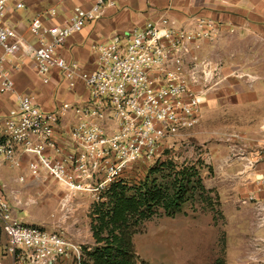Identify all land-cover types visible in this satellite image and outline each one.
<instances>
[{
	"label": "built area",
	"instance_id": "1",
	"mask_svg": "<svg viewBox=\"0 0 264 264\" xmlns=\"http://www.w3.org/2000/svg\"><path fill=\"white\" fill-rule=\"evenodd\" d=\"M118 1L93 0L88 7L76 4L62 22H51L58 14L55 8L37 12L26 34L8 22L25 2L0 0V95L10 94L14 101L0 116V163L20 167L26 157L32 177L44 172L64 189L92 190L97 187L88 184L91 179L104 175L98 183L101 187L126 164L153 159L161 142L197 123L213 70L197 50L199 41L217 29L212 18L193 16L190 28L164 13L147 18L128 31L93 43L92 68L58 52L68 36ZM27 58L44 83L52 71L70 90L81 81L86 90L83 102L61 101L47 110L34 93L17 92L13 73ZM69 110L76 119L69 128L70 147L63 150L56 133ZM0 223L7 236L5 250L13 256L36 264L58 257L80 259V246L61 233L18 220L2 187Z\"/></svg>",
	"mask_w": 264,
	"mask_h": 264
},
{
	"label": "rangeland",
	"instance_id": "2",
	"mask_svg": "<svg viewBox=\"0 0 264 264\" xmlns=\"http://www.w3.org/2000/svg\"><path fill=\"white\" fill-rule=\"evenodd\" d=\"M22 12L17 10L18 14ZM193 16L198 15H186L180 23L192 27ZM24 18L26 15L21 20ZM210 18L218 24L217 29L209 38L199 41L197 55L209 59L213 72L194 127L166 138L153 159L126 164L120 174L101 187L98 183L104 175L88 181L96 189L57 188L50 181L32 186L22 193L28 204L26 211L19 207L14 211L24 223L61 233L80 246L81 259L82 247L91 249L95 245L90 223L92 204L112 180L122 178L131 184L143 177L147 167L155 166L159 172L152 177L156 184L167 188L171 179L169 161L176 170L193 166L201 179L207 180L214 171L227 179L220 169L236 171L253 160L264 133L258 122L264 110V43H257L251 35L243 41L232 40L229 47L223 22ZM26 22L21 23V29L27 34ZM195 178L193 175L189 181ZM184 180L186 200L178 208L170 214L158 208L156 214L134 227L132 241L138 260L146 264H232L236 239L232 237L235 231L230 230L235 228L236 216L232 212L235 205L222 201L228 192L221 196L216 190L199 192L191 182H186L187 178ZM6 242L0 223V264H36L7 253ZM80 259L58 257L45 264H80Z\"/></svg>",
	"mask_w": 264,
	"mask_h": 264
},
{
	"label": "crops",
	"instance_id": "3",
	"mask_svg": "<svg viewBox=\"0 0 264 264\" xmlns=\"http://www.w3.org/2000/svg\"><path fill=\"white\" fill-rule=\"evenodd\" d=\"M23 1V12H14L8 20L19 31H22L21 23L24 24L25 21L28 29L30 18L37 12L55 8L58 14L51 22H62L67 19L74 5L88 7L93 0ZM162 13L179 21L189 14L222 21L227 32L225 42L229 47L232 40L243 41L251 35L258 40L257 43H264V0H119L115 5L104 8L101 15L87 23L81 31L68 36L58 52L67 60L78 61L84 67L92 68L95 65L91 48L93 43L104 41L114 33L128 31L147 18L157 17ZM20 15H26L24 21L19 18ZM209 53L211 54L210 51ZM13 78L17 92L34 93L40 105L47 110L55 108L61 101L80 105L86 95L81 81L70 90L57 71H52L49 82L44 83L36 74L33 61L29 58L13 73ZM13 103L12 95H0V116L5 114ZM75 119L76 113L69 110L58 125L56 142L63 150L70 147L69 128ZM258 122L259 128L264 129V110ZM260 142L261 147L250 163H243L236 171L229 168L220 169L227 179L219 177V172L214 171L209 179L202 180L206 188L216 190L220 196L222 192H228L222 201L226 200L228 204L235 205L232 210L236 216L235 228L230 230L235 231L232 237L236 239V258L232 264H264V182L261 181L264 178V133ZM25 158L23 157L20 167L0 163V187L10 202L12 214L22 222L24 221L14 211L17 207L26 211L28 204L22 195L24 191L44 181L54 182L53 185L57 188L61 187L44 172H41V177H32L25 164ZM19 175L24 177L22 181L18 179ZM249 196L252 198L249 199Z\"/></svg>",
	"mask_w": 264,
	"mask_h": 264
},
{
	"label": "trees",
	"instance_id": "4",
	"mask_svg": "<svg viewBox=\"0 0 264 264\" xmlns=\"http://www.w3.org/2000/svg\"><path fill=\"white\" fill-rule=\"evenodd\" d=\"M168 164L171 179L167 188L156 184L155 177H152L159 168L149 166L137 182L130 184L116 178L100 191L90 211L95 245L91 249L82 247L80 264H146L138 260L134 250V227L156 214L158 208L169 214L178 208L186 200L184 178L199 192L211 191L204 186L193 166L176 170L172 161ZM193 175L196 178L189 181Z\"/></svg>",
	"mask_w": 264,
	"mask_h": 264
}]
</instances>
